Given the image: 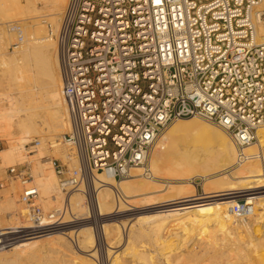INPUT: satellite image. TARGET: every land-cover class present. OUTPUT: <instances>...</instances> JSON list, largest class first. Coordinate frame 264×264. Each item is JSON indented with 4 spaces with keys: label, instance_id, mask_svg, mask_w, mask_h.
<instances>
[{
    "label": "built area",
    "instance_id": "1",
    "mask_svg": "<svg viewBox=\"0 0 264 264\" xmlns=\"http://www.w3.org/2000/svg\"><path fill=\"white\" fill-rule=\"evenodd\" d=\"M262 24L264 0H68L57 41L70 118L64 140L79 167L65 175L53 159L62 191L96 170L127 179L140 167L155 178L156 142L184 118L226 131L245 159L264 128ZM7 175L21 182L31 227L1 229L16 231L0 234V248L19 235L61 230L69 201L46 212L27 164L9 166ZM237 200L235 215L253 213L252 201Z\"/></svg>",
    "mask_w": 264,
    "mask_h": 264
},
{
    "label": "bare ground",
    "instance_id": "2",
    "mask_svg": "<svg viewBox=\"0 0 264 264\" xmlns=\"http://www.w3.org/2000/svg\"><path fill=\"white\" fill-rule=\"evenodd\" d=\"M25 1L24 3L23 0H0V17L4 18L3 21L1 20L2 23L0 24V65H13L12 69L14 70L13 74L15 77V83L11 78V83L13 82L14 84H10L15 90L12 89V91H7L0 95V140L6 143L5 148L0 150V168L23 162L32 163L36 175V185L38 189H41L40 192H42L41 194L43 197L48 198L46 200L48 202L51 199H61L64 195L62 189L59 188L60 186L58 187L53 157L58 155L66 161L70 167H79L76 150L71 146V148L66 147V149L60 147L63 141L66 142L64 140V133L67 129L68 131L70 129V118L67 103L62 95L61 63L58 55L57 36L60 30L62 14L68 0ZM40 2L43 4V6L41 5L42 7L38 5ZM47 21H49L52 26L50 31L46 27ZM16 27H20L18 33L22 32V37H18V39H20V45L16 46L14 54L12 55L11 53L9 56L7 44L14 39V33L11 31H15ZM260 31L261 34H263L260 42H263L264 24L260 26ZM23 32H26V36ZM24 37H26V39ZM18 94L20 95L21 101V96L23 97L24 105H26L27 102L28 105H23V102L18 98ZM24 98H26V101L27 99L29 101L26 102ZM19 101L21 102V107L18 106ZM22 105L24 107H22ZM1 106L5 108L1 109ZM257 135L258 142L245 147L243 153L246 155V158L240 160L239 150L226 131L199 117L184 118L170 125L156 142L150 160L152 175L155 178L145 176L143 174V169L140 167H136L132 170V180L130 179L129 181L124 179L119 183L117 179L114 178L112 169L96 170L89 173L91 185L93 181L91 190H93L92 196H94L92 199L95 205V217L97 222H103L100 232L108 245L106 249L107 255L112 252L109 247L114 248L112 244L119 246L123 239H125L124 243L127 246L123 248L125 250L130 248L132 250L127 254H131L134 257L135 261H137L136 264H157L153 262V260L157 259L155 256V259L153 258L152 260L151 256L148 258L145 252L139 251V249L137 250L134 246L136 239L143 235H149V237L151 236L153 239L154 236H158V239H160V243L156 247V252L158 253L159 250L161 251L159 253L163 260L166 261L167 259L168 261L171 255L173 258L175 254H178V258L184 256V258H179L183 259V264H190L186 261L188 259H186L185 256L188 255V258H192L190 255L196 254L194 245H192L194 239L190 238L188 239L189 241H186L187 244H184L183 237L195 227L198 229L199 225H201L200 227L204 230L213 228L215 238L217 236L220 238L222 234L223 238L220 240L228 243L233 241V235H236L235 237H241V233L247 232V236L250 235V237L246 240L247 242L245 244L250 247L251 250L253 249L255 250L254 252L257 253L256 249L259 251L262 247L264 248V241H262L264 236L259 237L260 234L258 233L262 229L260 228L257 232L259 234L257 237L251 234L254 230L252 227L255 225L254 227L257 229L254 231H256L258 230V226L256 225L259 224L261 227L263 226V233L261 235H264V128L258 129ZM58 139L63 140L57 141ZM31 143H35V145L27 147V144L29 145ZM66 143L69 145L68 142ZM48 146H50L52 154H49L47 151ZM71 149L73 150L70 151ZM163 150L164 152L161 153L160 151ZM159 171L161 173L164 171L168 177L166 175L164 176V174L156 175ZM142 175H144L147 180L144 177L143 180L141 177ZM186 175L187 177L189 175H194L195 177L192 179L190 178L191 180L188 178V180L183 181V179H187V177H185ZM196 178L203 179L201 185L204 193L202 195L204 196H199L197 194V183L194 181ZM197 182L199 183V181ZM181 183L190 184L181 185ZM98 184L101 185L99 186ZM82 185L83 184L76 189L77 192L75 196H77L80 191H83L84 187L82 188ZM161 193L163 195L162 197L152 198L154 194L159 196ZM236 194L255 196L254 201L252 200L255 208L253 213L248 217H240L234 214V205L238 201L237 198H235L237 197ZM141 195L144 197L147 196L148 198L146 199L154 201L153 203H157L158 199L163 198V202H165L162 204V207H166L169 210L167 209L168 211L165 210L166 212L164 211L163 213H155L157 207L152 208L150 206L151 208H145L141 211L144 215L138 217L139 220L137 221H125L122 223L117 221V219H112L119 216V212H135L136 208L128 207V199ZM223 195L230 196L223 197ZM213 197L219 199L210 202ZM248 197L245 199L248 200ZM18 198L17 194L15 196H5L4 199L0 201V216L2 213H7L10 223L19 224L22 221L24 211L22 203H18L20 200ZM137 199L139 200L137 201L135 199L136 202L140 203L141 198L139 197ZM69 203L72 204L70 198ZM133 204L135 205V203ZM85 207L83 199L79 205H76L75 209L81 211ZM72 211L74 212V210ZM109 214H111V217H109ZM107 215L109 216L106 217ZM171 221L178 222L180 226L184 228L181 232L171 231L173 234L170 235L180 237V240L177 239V246H173V248H171L172 244H168L170 236L168 237L169 239L163 238L164 233H167V226ZM85 222L86 221L81 223ZM26 224L28 227H31L29 222ZM126 226L130 227V231L126 233L125 236V232L123 233V231ZM171 228H173V226ZM75 231H78V235L80 236L78 243H80L81 246H78L80 247L79 251L85 252L86 255L81 254L82 256H78L79 254H73L72 261L61 262L60 264H97L93 258L89 257H94L96 252H87L91 250L89 249L90 247L94 248L98 243V235L94 228L90 224H84L80 226L79 230ZM72 232L63 231L61 233L66 235L72 234ZM255 233L253 232V234ZM62 234H60V231L44 233L39 234V236H37L38 238L36 237L28 241V244L21 243V245L17 242L19 246H17L16 252L25 253L27 250L29 251V249L41 246L43 241L48 237ZM71 236L72 235H70V237ZM244 236H242L243 240ZM210 237H212V235ZM50 241L52 242L53 240ZM11 245H13V243H11ZM56 245L59 246L58 244ZM169 248L171 249L167 250ZM250 248H248V250ZM6 251L7 250H2V248H0V254L3 255ZM263 251H259L260 253H257L256 256H249V258L246 255L247 261H249L248 263L264 264ZM214 252V255H210L211 261L208 260L211 264H214L216 260L217 262H215V264H224L225 260H227V264L235 263V261L231 262L233 258L232 254V257L230 256L231 260H224L223 255L216 254V251ZM225 253L227 252L223 254ZM239 255L240 254L236 256L239 257ZM194 256L195 255H193V257ZM210 257L208 259H210ZM117 258L112 260L109 264H117ZM200 258L196 259H198L199 262L205 259ZM12 259L14 260L13 257ZM149 259L152 261L150 262ZM180 261H170L168 264H175ZM189 261H191L190 258ZM196 261L197 260H195V263H197ZM202 263L210 264L205 262Z\"/></svg>",
    "mask_w": 264,
    "mask_h": 264
},
{
    "label": "rangeland",
    "instance_id": "3",
    "mask_svg": "<svg viewBox=\"0 0 264 264\" xmlns=\"http://www.w3.org/2000/svg\"><path fill=\"white\" fill-rule=\"evenodd\" d=\"M23 2L25 3L26 1L25 0H23ZM42 2H40L38 5L39 6H43V4H41ZM41 6V7H42ZM0 15H1V13H0ZM20 19V18H19ZM4 20V18H2V17H0V24L2 23V21ZM47 23V25H46V27H47V29L50 31V29L52 28V26L50 25V23H49V21H47L46 22ZM45 23V24H46ZM0 30H1V26H0ZM20 31V30H19ZM11 32H13L14 33V39H12L11 41H12V43H11V41H10V43L9 44H7L8 45V47H7V52H8V54H9V56H10V54L12 53V55L14 54V50H15V48H16V46H19L20 45V39H18V37L19 36H21L22 37V32H19L18 33V30H15V31H11ZM23 34L25 35L26 34V32H23ZM26 36V35H25ZM25 39H26V37H24ZM55 38V37H54ZM6 45V44H5ZM6 45V46H7ZM9 66V67H8ZM8 66H6V65H0V95H2L4 92L6 93L7 91L8 92H10V91H12V89L14 88H12V86L10 85V84H12L13 82H14V80H15V77H14V70L12 69V66L13 65H8ZM13 77H14V79H13ZM8 78V79H7ZM11 78H12V83H11ZM15 83V82H14ZM13 83V84H14ZM13 90H15V89H13ZM19 95V94H18ZM18 95H16V96H18ZM15 96V97H16ZM18 98H19V100H20V95L18 96ZM1 99V98H0ZM21 99H22V101L21 102H23V105L25 104L24 103V100H23V97L21 96ZM25 99V101H26V98H24ZM19 101V103H18V106L19 107H21V105H20V102ZM27 101H29L28 99H27ZM26 101V102H27ZM6 102V101H5ZM1 104H2V101H1ZM22 105V107H24V106H26V105H28V102L26 103V105H24L23 106ZM5 107H3V106H1V109H4ZM68 132V129H67V131L64 133V135L66 134ZM61 140H63V139H58L57 141H61ZM5 141H1L0 140V150H2L3 148H5ZM30 145H35V143H31V144H27V147H30ZM72 147V145H67V143L66 142H64L63 141V143H61V145H60V147L61 148H63V149H66V147H69V148H71ZM73 149H75L74 147H73ZM73 149H71L70 151H72ZM47 151L49 152V154H52L51 152V148H50V146H48V148H47ZM161 153L162 152H164V150L163 151H160ZM54 156V155H53ZM59 159V161H61L63 164H64V167H65V175H68L69 173H71V171L74 169V167L72 168V167H70L69 165H68V163L66 162V161H64L62 158H60V156H54L53 157V159ZM20 164H27L28 166H29V168H30V171H31V174H32V176H33V184H35L36 185V180H35V172H34V169H33V165H32V163H29V162H23V163H20ZM17 165V164H16ZM7 168L8 167H4V168H0V181L1 182H4V187L3 188H1L0 189V201L1 200H3L4 199V197L5 196H15V195H17L18 194V199H20L19 201H18V203H22V206H23V215H22V221H21V223H19V224H15V223H10V219H9V217H8V214L7 213H2V217L0 216V234H5V233H8V232H10V231H16L15 229H12V230H9L8 232L7 231H1V229H5V228H15V227H28V225L26 224L27 222H29L30 223V218H29V215H28V209H27V207H28V205H27V203H25L23 200H22V197H21V194H22V185H21V182H20V180L19 179H9L8 178V175H7ZM3 169V170H2ZM55 169V168H54ZM4 173H3V172ZM161 171V170H160ZM159 171V173L158 174H156V175H163L164 174V176L166 175L167 177H168V175L164 172V171H162V173ZM55 172H56V170H55ZM56 175H57V181H58V187L60 186L59 185V180H60V175L56 172ZM142 177V179H143V177L147 180V178L144 176V175H142L141 176ZM182 177V176H181ZM185 177H187V175L185 176ZM195 176L194 175H189L188 177H187V179H183V181L184 180H188V178L190 179H192V178H194ZM132 176L131 177H129V178H127L126 180H129L130 181V179L132 180ZM190 179V180H191ZM201 179V180H200ZM121 180H124V179H117V181H118V183L119 182H121ZM144 180V179H143ZM166 180H170V179H166ZM202 178H196V179H194V181L195 182H197V181H199V186H200V192H197V194L200 196V195H202V194H204L203 193V189H202V185H201V182H202ZM182 181V180H181ZM189 185L190 183H181V185ZM92 185H93V181H92ZM91 185V182H90V177L88 176V178H87V180L83 183V185H82V188H83V191L81 192L80 191V193H78V195L77 196H75V193L77 192L76 191V189H74V190H72V191H70L69 193H64V195L61 197V199H59L58 198V200H57V198H56V200H53V199H51V200H49L48 202L46 201L48 198H44L43 197V195L41 194L42 192H40V190L41 189H38L39 190V195H38V199H37V202L43 207V209L46 211V212H49V211H51V210H53L54 208H56V207H59V206H61L62 204H63V201H64V199H67L68 201H69V198H70V202H72V204H70L69 203V205H70V210H69V213H66V216H65V219L62 221V222H64L65 223V225L62 227V228H60L61 230H58V231H54V232H59L60 231V234H62L61 232H63V231H67V232H69V231H71L72 232V230H73V232H72V234H62V235H53V236H50V237H48L46 240H44L43 241V246L41 245V246H39V247H35V248H33V249H29V251L27 250V252H16L17 250H16V248H17V246H19V243L21 244H28L29 242L28 241H30V240H32V239H34V238H36L37 236H39V234H35V235H30V236H25V235H19V236H16V238L14 239V241L12 242L13 243V245L14 246H16V247H14L13 245H11V244H9V245H7V246H5V247H1L2 248V250H7L6 252H5V254H0V264H60L61 262H65V261H68V262H70V261H72L73 260V256L74 255H76V254H79L78 256H82L83 254H85V252H82V251H79L80 250V247H78V246H81L80 245V243H78L79 242V240H80V236L78 235V231H75V230H79V228H80V226H82V225H86V224H90L93 228H94V230H95V232H96V234L98 235V243H97V246L96 247H90L89 249H91V250H88V249H86V250H88L87 252H96L95 253V255H94V257H91V256H89L90 258H93V260L97 263V264H109L112 260H114V259H116L117 257V264H136V262L137 261H135V259H134V257L130 254H127V253H130L132 250L130 249V248H128V250H125L124 248L127 246V245H125V243H124V240L125 239H123V241H122V243H120L119 244V246H117L116 244H112V246L114 247V248H112V247H109V248H111V251L113 252H110V254H108L107 255V248H108V245H107V243H106V241H105V239H103V236L101 235V232H100V228H101V225L103 224V222L102 221H98L97 222V220H96V217H95V205L93 204V199H92V197H94V196H92L93 195V190H91L92 189V186ZM99 185V184H98ZM101 185V184H100ZM99 185V186H100ZM192 185V184H191ZM37 186V185H36ZM97 186V185H96ZM119 187V186H118ZM38 188V187H37ZM60 188V187H59ZM63 192V191H62ZM237 195V197H235V198H238V196H240V197H242V198H247L248 196V201L250 200V201H254V199H255V196H250V195H239V194H236ZM75 196V197H74ZM143 195H141V196H139L141 199H140V203L139 202H136V200L138 201L139 199H137V198H139L138 196L137 197H130L128 200V202H129V205L128 204H126V205H128V207H132V208H136V211L135 212H133V213H129V212H126V213H123V212H119V216H116V217H114V218H112V219H117V221H120V222H130V221H132V222H134V221H137V220H139L138 219V217H142L143 215H144V213L143 212H141L142 210H144L145 208L147 209H149V208H156L155 209V213H163L165 210L166 211H168L169 209L168 208H166V207H162V204L165 202H163V198H160V199H158V202L157 203H153L154 201H152V200H149V199H146V198H148L147 196L146 197H142ZM163 195H162V193L161 194H159V196L158 195H153L152 196V198H154V197H162ZM202 196H204V195H202ZM228 196H230V195H228ZM228 196H226V195H223V197H228ZM247 196V197H246ZM220 197H222V196H220ZM84 199V204H85V208L83 209V210H77V209H75L76 208V205H79L80 203H81V201ZM130 199H131V201H130ZM136 199V200H135ZM144 199V200H143ZM151 199V198H150ZM205 199V198H204ZM214 199V200H213ZM213 199L212 200H210V202H214V201H217L219 198H217V197H213ZM217 199V200H216ZM41 200V201H40ZM53 200V201H52ZM135 200V201H134ZM143 200V201H142ZM159 200H160V202H159ZM161 200H162V202H161ZM132 201H133V203H135V205L132 203ZM142 201V202H141ZM42 202V203H41ZM48 204H47V203ZM152 202V203H151ZM209 202V201H208ZM50 203V204H49ZM133 205H132V204ZM138 203V204H137ZM147 203V204H146ZM204 203V202H203ZM206 203V202H205ZM149 204H152V205H149ZM157 204H159V205H157ZM49 207H48V206ZM73 205V206H72ZM154 205H155V207H154ZM75 206V207H74ZM151 206V207H150ZM73 209H72V208ZM125 208H127V207H125ZM159 208V209H158ZM165 208V209H164ZM91 209V210H90ZM168 209V210H167ZM72 210H74V212L72 211ZM77 210V211H76ZM157 210V211H156ZM165 211V212H166ZM154 212V211H153ZM153 212H151V213H153ZM151 213H147V214H151ZM127 214V215H126ZM5 215V216H4ZM110 215V216H109ZM109 215H107L106 217H111V214H109ZM114 215V214H113ZM163 215V214H162ZM137 218V219H136ZM72 219V220H71ZM124 220V221H123ZM75 221V222H74ZM80 221V222H79ZM84 221H86L85 223H81V222H84ZM168 221V220H167ZM23 222V223H22ZM26 222V223H25ZM71 222V223H70ZM73 222V223H72ZM102 222V223H101ZM140 222H142V221H140ZM175 221H171L170 223H169V225L167 226V233H164V235H163V238H168L169 236V241H168V244H172L171 246V248H173V246L175 247V246H177L176 244H178V240H180L179 238L180 237H178V236H176V235H170V234H173V232L175 231V232H181L184 228L182 227V226H180V224L178 223V222H175ZM172 223V224H171ZM138 224H140V223H138ZM175 225H179V226H175ZM173 226V228H171V227ZM198 226V225H197ZM201 225H199L198 226V229L195 227L192 231L191 230H189V231H191V232H189L188 234H186L185 235V237H183L184 238V240H183V242H184V244H187L186 243V241L188 240V239H190V238H193L194 239V242L192 243V245H194V250H195V253L196 254H193V255H195L196 256V258H200L201 256V258L200 259H203V258H205V259H203V260H200V262L198 261V259H196L195 258V256L193 257V255H190V256H192V258L191 257H189L190 258V260L191 261H189V258L187 257L188 255H186L185 256V258L186 259H188V260H186L187 262H189L190 264H203L202 262H205V263H210L211 264V262H209V261H211V257H210V255L212 256V254L214 255L215 254V252L214 251H216L217 253L216 254H221V255H223V258H224V260L225 259H228V260H231V257L233 256V258H232V260H231V262L232 261H235V263L234 264H249L248 262L249 261H247V258H246V255L248 256V258H249V256L251 257L252 255L253 256H256V254L258 253H260L259 251H263V247L261 248V249H259V251H258V249H256V251H257V253L256 252H254L255 250H251V248L250 247H248L245 243L247 242L246 240H248V238L250 237V235H248L247 236V232H245V233H241V237L240 236H238V237H235L236 235H233L232 237H234V238H232V240L233 241H230L229 243L228 242H222L220 239L221 238H223V236H222V234H221V236H220V238H219V236H217L216 238H215V233H214V229L213 228H209V229H206V230H204L202 227H200ZM255 226V225H254ZM252 227V228H254V230L255 229H257V228H255V227ZM256 226H258V230H256V231H252L251 232V234L252 235H254V236H258L259 234H260V236L259 237H263L264 235H261L262 233H263V226L261 227V225H256ZM74 228V229H73ZM170 228V229H169ZM262 229L261 231H259V229ZM169 229V230H168ZM195 229H197V230H195ZM203 231H201V230ZM130 231V227H128V226H126V227H124V231H123V233L125 234V236H126V233H128ZM166 231V230H165ZM169 231V232H168ZM171 231H173V232H171ZM194 231V232H193ZM213 233H212V232ZM215 231H216V229H215ZM259 231V232H258ZM209 232H210V235H209ZM253 232L255 233V234H253ZM259 234H258V233ZM261 232V233H260ZM74 233V234H73ZM202 233V234H201ZM31 234H34V233H31ZM190 234V235H189ZM244 234H245V236H247V237H245L244 236ZM27 235H29V234H27ZM70 235H72L71 237H70ZM193 235H194V237H193ZM200 235V236H199ZM212 235V237H210ZM41 236V235H40ZM55 236V237H54ZM57 236V237H56ZM242 236H244V240L242 239ZM42 237V236H41ZM63 237V238H62ZM76 237V238H75ZM157 237V238H156ZM214 237V238H213ZM38 238V237H37ZM53 240L52 242L50 241V240ZM178 239V240H177ZM216 239H217V241H216ZM156 240V241H155ZM176 240V241H175ZM201 240H202V242H201ZM206 240V241H205ZM215 240V241H214ZM102 241V242H101ZM154 241V242H153ZM171 241V242H170ZM189 241V240H188ZM241 241V242H240ZM243 241V242H242ZM245 241V242H244ZM262 241H264V239H262ZM17 242H19V243H17ZM48 242H50V243H48ZM176 242V243H175ZM213 242V243H212ZM222 242V243H221ZM239 242V243H238ZM44 243H45V246H44ZM58 244L59 246H57L56 244ZM78 243V244H77ZM124 243V244H123ZM160 243V239H158V236H154V239H153V237H149V235H143L142 237H140V238H138V239H136L135 240V242H134V246L137 248V250L139 249V251H142V252H145L146 253V256L149 258L150 256L152 257V260H153V258L155 259V257L157 258L156 260H153V262L154 263H157V264H162V263H164V262H166V263H164V264H168V262H170V261H175L176 262V260L177 261H180V262H177L178 264L180 263V264H183L184 262H183V259H179V258H184V256L183 257H179L178 258V254L176 255L175 254V256L172 258V255L170 256V258H169V260L167 261V259H166V261L165 260H163V258L160 256L161 254L159 253V252H161L160 250H159V252L157 253L156 251V247L158 246V244ZM175 243V244H174ZM17 244V245H16ZM21 244V245H22ZM213 244V245H212ZM148 245V246H147ZM13 246V247H12ZM62 246V247H61ZM139 246V247H138ZM201 246H204V247H201ZM219 246V247H218ZM41 247H43V248H41ZM124 247V248H123ZM142 247V248H141ZM144 247H145V249H144ZM196 247V248H195ZM121 248H123V249H121ZM171 248H169V249H167V250H170ZM203 248V249H202ZM221 250H220V249ZM223 248V249H222ZM248 248H250L249 250H248ZM9 249V250H8ZM158 249V248H157ZM241 249V250H240ZM243 249V250H242ZM66 250V251H65ZM85 250V251H86ZM96 250V251H95ZM124 250V251H123ZM218 250V251H217ZM220 250V251H219ZM236 250V251H235ZM238 250V251H237ZM126 251V252H125ZM129 251V252H128ZM154 251V252H153ZM251 251V252H250ZM92 252V253H93ZM116 252H117V254H116ZM157 254H156V253ZM224 252H227V253H225V254H223ZM236 252V253H235ZM242 252V253H241ZM264 252V251H263ZM14 253H15V255H14ZM112 253V254H111ZM151 253V254H150ZM23 254V255H22ZM74 254V255H73ZM82 254V255H81ZM148 254V255H147ZM200 254H201V256H200ZM229 255V257H228V255ZM231 254H232V256H231ZM238 254H240L239 255V257L238 256H236V255H238ZM251 254V255H250ZM255 254V255H254ZM17 255V256H16ZM22 255V256H21ZM28 255V256H27ZM86 255V254H85ZM84 255V256H85ZM111 255V256H110ZM117 255V256H116ZM174 255V254H173ZM132 256V257H131ZM155 256V257H154ZM198 256V257H197ZM200 256V257H199ZM225 256V257H224ZM231 256V257H230ZM244 256V257H243ZM12 257L14 258V260L12 259ZM17 257V258H16ZM109 257V258H108ZM114 257H116V258H114ZM162 259H161V258ZM175 257H177V258H175ZM210 257V259H208ZM237 257V258H236ZM24 258V259H23ZM111 258V259H110ZM122 258V259H121ZM130 258V259H129ZM175 258V259H174ZM235 258V259H234ZM253 258V257H252ZM5 261H4V260ZM127 259V260H126ZM134 259V260H133ZM172 259V260H171ZM179 259V260H178ZM193 259H195V260H197L196 262L197 263H195V260H193ZM242 259V260H241ZM8 260V261H7ZM10 260H11V262H10ZM122 260H123V263H122ZM125 260V261H124ZM132 262H130V261ZM152 260H150L149 259V261L151 262ZM161 260V261H160ZM185 260V259H184ZM209 260V261H208ZM28 261V262H27ZM160 261V262H159ZM163 261V262H162ZM186 261H185V263H186ZM202 261V262H201ZM207 261V262H206ZM222 261H223V259H222ZM226 261L227 260H225L224 261V264H227L226 263ZM238 263H237V262ZM4 262V263H3ZM152 262V263H153ZM174 262V263H175ZM193 262V263H192ZM215 262H217V260L215 261ZM215 262H214V264H215ZM219 262V261H218ZM264 262V261H263ZM177 263H175V264H177ZM219 264V263H218Z\"/></svg>",
    "mask_w": 264,
    "mask_h": 264
},
{
    "label": "crops",
    "instance_id": "4",
    "mask_svg": "<svg viewBox=\"0 0 264 264\" xmlns=\"http://www.w3.org/2000/svg\"><path fill=\"white\" fill-rule=\"evenodd\" d=\"M197 192H200V186H199V183L197 184Z\"/></svg>",
    "mask_w": 264,
    "mask_h": 264
}]
</instances>
